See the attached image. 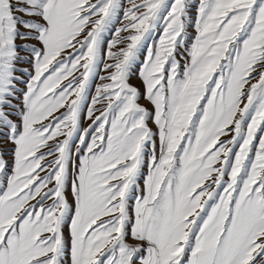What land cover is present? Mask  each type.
<instances>
[{
  "label": "snow or ice",
  "instance_id": "snow-or-ice-1",
  "mask_svg": "<svg viewBox=\"0 0 264 264\" xmlns=\"http://www.w3.org/2000/svg\"><path fill=\"white\" fill-rule=\"evenodd\" d=\"M0 264H264V0H0Z\"/></svg>",
  "mask_w": 264,
  "mask_h": 264
},
{
  "label": "rangeland",
  "instance_id": "rangeland-1",
  "mask_svg": "<svg viewBox=\"0 0 264 264\" xmlns=\"http://www.w3.org/2000/svg\"><path fill=\"white\" fill-rule=\"evenodd\" d=\"M133 83H138V81H133Z\"/></svg>",
  "mask_w": 264,
  "mask_h": 264
}]
</instances>
